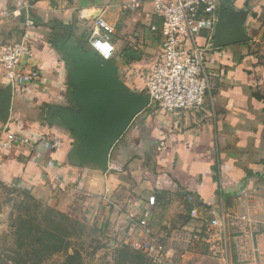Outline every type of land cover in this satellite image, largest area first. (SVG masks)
<instances>
[{
    "label": "crops",
    "instance_id": "crops-1",
    "mask_svg": "<svg viewBox=\"0 0 264 264\" xmlns=\"http://www.w3.org/2000/svg\"><path fill=\"white\" fill-rule=\"evenodd\" d=\"M131 2L0 0V55L26 36L31 55L23 65L39 71L35 83L16 85L0 64V182L90 221L128 248H141L138 224L145 220L170 264H264V0H216L212 44L219 18L239 22L247 40L207 52L213 90L200 111L171 115L148 107L112 148L107 171L68 162L72 134L48 122L52 107L75 108L59 45L73 39L89 50L93 22L101 18L113 31L125 84L144 90L139 74L160 55L161 20L149 0L136 10ZM128 49L137 59L125 64ZM54 136L63 147L49 151L44 143ZM189 197L201 201L202 219L190 218ZM233 218L237 226L227 223ZM212 219L219 226L211 227Z\"/></svg>",
    "mask_w": 264,
    "mask_h": 264
},
{
    "label": "built area",
    "instance_id": "built-area-1",
    "mask_svg": "<svg viewBox=\"0 0 264 264\" xmlns=\"http://www.w3.org/2000/svg\"><path fill=\"white\" fill-rule=\"evenodd\" d=\"M143 0H132L131 10L140 7ZM161 20L160 34L162 42L160 55L156 62L139 77L144 84L145 94L150 97V106L168 114L187 115L200 111L205 100L213 90L212 77L206 66V54L212 48V35L217 20L216 0H149ZM29 19L27 27L32 26ZM155 30L154 27H151ZM112 29L101 18H96L87 40L89 51L103 61L114 60L115 46L111 42ZM27 37L4 46L0 55V64L5 78L16 85H30L37 81L39 71L35 67L23 65V60L30 57ZM16 137L8 134L7 139ZM18 141V139H17ZM30 150L36 145L21 140ZM49 151H58L63 147L58 137H52L44 143ZM49 165H52L50 162ZM154 197L148 199L154 204ZM191 203L190 218L202 219V203L189 197ZM230 219V218H229ZM237 226V220H227ZM218 219H212L211 227L219 226ZM144 235L139 250L148 256L157 255L162 248H157L155 239L146 221L138 224Z\"/></svg>",
    "mask_w": 264,
    "mask_h": 264
},
{
    "label": "water",
    "instance_id": "water-1",
    "mask_svg": "<svg viewBox=\"0 0 264 264\" xmlns=\"http://www.w3.org/2000/svg\"><path fill=\"white\" fill-rule=\"evenodd\" d=\"M246 40L239 22L230 24L219 18L214 48ZM59 47L70 64L69 100L75 108L52 107L48 122L72 134L68 162L76 167L92 163L107 171L112 148L134 118L150 106V97L131 91L118 78L119 68L114 60L99 59L73 39ZM6 99L11 101V87L6 91Z\"/></svg>",
    "mask_w": 264,
    "mask_h": 264
},
{
    "label": "rangeland",
    "instance_id": "rangeland-1",
    "mask_svg": "<svg viewBox=\"0 0 264 264\" xmlns=\"http://www.w3.org/2000/svg\"><path fill=\"white\" fill-rule=\"evenodd\" d=\"M259 21L264 28V11ZM118 78L129 81L124 72ZM163 252L128 248L90 221L0 182V264H170Z\"/></svg>",
    "mask_w": 264,
    "mask_h": 264
},
{
    "label": "trees",
    "instance_id": "trees-1",
    "mask_svg": "<svg viewBox=\"0 0 264 264\" xmlns=\"http://www.w3.org/2000/svg\"><path fill=\"white\" fill-rule=\"evenodd\" d=\"M135 59H137V56H135V54L133 53L132 50L128 49L127 53L124 55L123 63L127 64V63H129V62H131V61H133ZM138 92L139 93H144L145 90H140ZM20 192L22 194L28 195V194H26V192L24 190H20ZM70 258H72V257H70Z\"/></svg>",
    "mask_w": 264,
    "mask_h": 264
}]
</instances>
